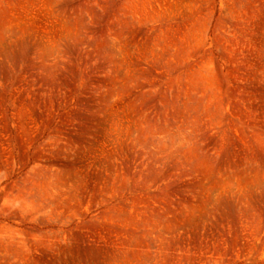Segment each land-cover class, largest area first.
I'll return each mask as SVG.
<instances>
[{
	"label": "rangeland",
	"instance_id": "obj_1",
	"mask_svg": "<svg viewBox=\"0 0 264 264\" xmlns=\"http://www.w3.org/2000/svg\"><path fill=\"white\" fill-rule=\"evenodd\" d=\"M0 264H264V0H0Z\"/></svg>",
	"mask_w": 264,
	"mask_h": 264
}]
</instances>
